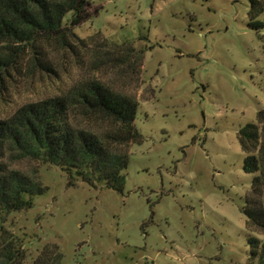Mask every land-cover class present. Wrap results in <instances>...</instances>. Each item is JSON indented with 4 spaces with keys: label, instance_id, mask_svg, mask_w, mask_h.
Here are the masks:
<instances>
[{
    "label": "rangeland",
    "instance_id": "obj_1",
    "mask_svg": "<svg viewBox=\"0 0 264 264\" xmlns=\"http://www.w3.org/2000/svg\"><path fill=\"white\" fill-rule=\"evenodd\" d=\"M86 1L68 46L5 76L0 120L94 84L138 105L141 143L107 140L116 130L102 116L72 119L110 144L109 163L127 155L120 191L6 156L3 167L48 190L6 217L0 252L18 253L0 264H261L248 239L264 241V137L259 126L260 171L247 174L238 132L264 112V8L254 30L250 0Z\"/></svg>",
    "mask_w": 264,
    "mask_h": 264
},
{
    "label": "trees",
    "instance_id": "obj_2",
    "mask_svg": "<svg viewBox=\"0 0 264 264\" xmlns=\"http://www.w3.org/2000/svg\"><path fill=\"white\" fill-rule=\"evenodd\" d=\"M250 3L249 27L256 30L261 25L253 22L254 14L262 12L264 1ZM89 8L86 0H0V86L20 61H40L53 44L68 46V33L74 37L72 31L90 18ZM137 107L131 100L91 84L61 98L23 105L10 118L0 120V233L7 216L32 209L35 197L48 190L20 171L3 167L1 161L6 156L19 154L42 166L58 167L67 175L69 186L78 180L89 184L97 180L108 189L120 191L127 155L109 163L110 144L76 129L72 119L102 116L116 130L107 140L130 147L141 143L135 127ZM259 126L264 137L263 111L257 113L256 123H249L238 132L245 155L242 169L247 174L260 171L254 155L260 141ZM259 182L256 177L251 188L255 189ZM243 213L252 217L247 210ZM248 247L249 259L264 264V241L249 238ZM0 253L9 258L18 251L9 245L3 246Z\"/></svg>",
    "mask_w": 264,
    "mask_h": 264
}]
</instances>
